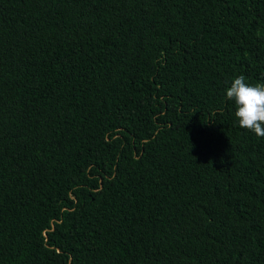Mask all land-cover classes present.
Returning <instances> with one entry per match:
<instances>
[{"label": "trees", "instance_id": "obj_1", "mask_svg": "<svg viewBox=\"0 0 264 264\" xmlns=\"http://www.w3.org/2000/svg\"><path fill=\"white\" fill-rule=\"evenodd\" d=\"M264 0H0V264H264Z\"/></svg>", "mask_w": 264, "mask_h": 264}, {"label": "clouds", "instance_id": "obj_2", "mask_svg": "<svg viewBox=\"0 0 264 264\" xmlns=\"http://www.w3.org/2000/svg\"><path fill=\"white\" fill-rule=\"evenodd\" d=\"M226 98L236 106L235 117L239 126L264 137V83L252 85L240 75L226 90Z\"/></svg>", "mask_w": 264, "mask_h": 264}]
</instances>
